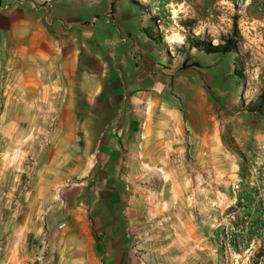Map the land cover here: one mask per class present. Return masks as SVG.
<instances>
[{"label": "crops", "instance_id": "obj_1", "mask_svg": "<svg viewBox=\"0 0 264 264\" xmlns=\"http://www.w3.org/2000/svg\"><path fill=\"white\" fill-rule=\"evenodd\" d=\"M52 1L40 9L49 16L22 6L10 32L0 28L11 37V46L0 48L11 52V74L0 81V98L7 100L1 116L14 126L12 116L36 113L34 99L42 95L48 112L61 116L52 130L68 132L42 145V168L19 194L22 214L9 251L0 219V264H193L179 242L167 241L173 224L155 218V205L141 211L131 202L134 150L139 145L140 156L154 164L163 163L162 147H172L149 144L163 134L153 121L166 113L158 106L171 71L164 67V42L127 0ZM98 3L103 7L91 11ZM17 66L43 69L20 74ZM1 195L0 189V209Z\"/></svg>", "mask_w": 264, "mask_h": 264}, {"label": "rangeland", "instance_id": "obj_2", "mask_svg": "<svg viewBox=\"0 0 264 264\" xmlns=\"http://www.w3.org/2000/svg\"><path fill=\"white\" fill-rule=\"evenodd\" d=\"M127 1L155 21L151 28L158 29L154 34L167 54L164 67L171 70L158 104L166 113L153 121L163 134L149 144L172 147H162L163 163L154 164L140 156L139 145L134 150L138 174L130 179L131 202L141 211L154 204L155 218L173 224L167 241L179 242L193 264H264V0ZM52 3L0 0V28L10 32L22 6L40 10ZM97 5L90 10L103 4ZM39 13L42 18L51 14ZM197 29L200 34L194 35ZM1 30L0 48L8 49L11 37ZM191 38L212 46H218L214 38L219 44L233 38L234 49L207 54L192 48ZM10 56L0 51V81L9 79ZM38 66H17L14 72L42 71ZM5 101L0 98V107ZM33 104L36 113L12 116L14 126L10 116L0 114V219L6 251L22 214H17L19 194L42 168V145L68 134L52 130L61 116L48 112L42 95ZM161 166L171 174L162 173ZM193 236L192 246H183Z\"/></svg>", "mask_w": 264, "mask_h": 264}, {"label": "trees", "instance_id": "obj_3", "mask_svg": "<svg viewBox=\"0 0 264 264\" xmlns=\"http://www.w3.org/2000/svg\"><path fill=\"white\" fill-rule=\"evenodd\" d=\"M153 23H155V21H152ZM156 32H158L157 27L155 28ZM154 38L161 42V38L158 37L156 34H153ZM148 37L152 38V36L148 34ZM193 38H191L189 40V43L192 45V48L195 49H200L203 50L205 53L207 54H221V53H228L231 52L234 49V41L233 38L230 39H226L223 42H221L218 46H212L210 44V42L208 41H197V40H192ZM260 98L262 99V101L264 102V94L262 96H260Z\"/></svg>", "mask_w": 264, "mask_h": 264}, {"label": "bare ground", "instance_id": "obj_4", "mask_svg": "<svg viewBox=\"0 0 264 264\" xmlns=\"http://www.w3.org/2000/svg\"><path fill=\"white\" fill-rule=\"evenodd\" d=\"M199 34H200V31L198 29L196 31H194V35H199ZM212 44L213 45H219L218 38H214L213 41H212Z\"/></svg>", "mask_w": 264, "mask_h": 264}, {"label": "built area", "instance_id": "obj_5", "mask_svg": "<svg viewBox=\"0 0 264 264\" xmlns=\"http://www.w3.org/2000/svg\"><path fill=\"white\" fill-rule=\"evenodd\" d=\"M236 188H238V186H236Z\"/></svg>", "mask_w": 264, "mask_h": 264}]
</instances>
